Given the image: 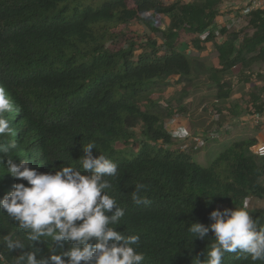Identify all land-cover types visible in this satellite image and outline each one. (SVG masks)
Returning a JSON list of instances; mask_svg holds the SVG:
<instances>
[{
  "label": "trees",
  "instance_id": "trees-1",
  "mask_svg": "<svg viewBox=\"0 0 264 264\" xmlns=\"http://www.w3.org/2000/svg\"><path fill=\"white\" fill-rule=\"evenodd\" d=\"M230 1L0 0V86L14 109L5 114L14 135L4 138V147L15 163L27 159V167L38 174L54 175L71 166L91 175L79 159L83 146L94 143L93 156L104 154L117 165L115 178L102 177L111 184L102 195L116 199L124 216L109 227L125 237L139 236L133 247L146 257L139 264H196L197 259L204 264L214 233L192 238L191 225L208 226L212 211L264 198V163L251 149L254 136L230 140L209 166L201 167L190 155L199 148L182 149L183 141L166 128L168 119L187 116L185 128L192 136L206 141L205 134L216 130L189 127L196 118L187 99L200 88L208 96L204 118L217 112L218 119L211 121L217 127L228 116L238 120L264 112V7L248 10V1L242 21L220 26L218 18ZM139 24L148 31L141 32ZM187 49L210 50L214 58H191ZM245 84H252L251 90ZM241 89L247 100L232 97ZM0 157L7 167V155L0 151ZM16 183L28 186L27 180L5 173L0 199ZM134 192L149 202L135 204ZM248 210L256 230L264 228V208ZM30 231L0 209V264H14L30 252L48 264H54V254L67 262L63 253L77 246L44 237L25 243ZM5 236L24 247L9 250ZM90 242L94 245L95 238ZM79 264H95V259ZM222 264L264 261L226 252Z\"/></svg>",
  "mask_w": 264,
  "mask_h": 264
},
{
  "label": "clouds",
  "instance_id": "clouds-1",
  "mask_svg": "<svg viewBox=\"0 0 264 264\" xmlns=\"http://www.w3.org/2000/svg\"><path fill=\"white\" fill-rule=\"evenodd\" d=\"M13 110V103L5 88L0 86V151L8 157L7 167L4 166L3 157H0V165L3 166L0 167V178L8 173L13 178H22L28 182V186L16 183L14 190L0 199V209L8 217L19 221L20 228L31 230L25 243L37 241L41 237L51 242L62 239L75 241L77 246L63 253L69 258L68 261L65 262L61 255L54 254L50 257L54 264H79L80 261L88 262L93 258L95 264H139L145 261V254L133 247L138 245V235L125 237L109 227L120 222L124 216V210L117 206L116 199L108 194L102 195L103 190L111 187L109 180L102 177L115 178L116 163L104 154L93 156L92 149L96 145L92 142L83 146L85 155L79 159V165L92 170L91 175L81 174L71 166L63 167L54 175L38 174L27 167V159L21 158L19 164L15 163L9 155V149L4 147V138L14 135L5 115ZM249 118L251 117L247 119ZM220 130H214L211 134ZM172 134L182 137L186 133L177 130ZM12 147L16 148V145L13 144ZM131 199L137 205L149 202L138 192L132 193ZM248 207V201L245 200L241 207L225 209L223 213L219 210L212 211L210 215L213 222L208 226L198 222L191 225L188 232L192 238H204L209 230L214 233V242L207 251L204 264H222V257L226 252L247 254L253 262L264 261V228L256 230V223ZM108 212L112 214L106 215ZM77 221L82 222L77 224ZM93 238L96 240L94 245L90 242ZM3 239L7 241L9 250L24 247V243L19 240L14 242L8 236ZM121 241L123 243H119ZM78 245H83V248ZM25 259L26 264H48V260H38L32 252L26 257L19 256L14 264H22ZM196 264H201V261L197 259Z\"/></svg>",
  "mask_w": 264,
  "mask_h": 264
},
{
  "label": "rangeland",
  "instance_id": "rangeland-1",
  "mask_svg": "<svg viewBox=\"0 0 264 264\" xmlns=\"http://www.w3.org/2000/svg\"><path fill=\"white\" fill-rule=\"evenodd\" d=\"M225 6H227V5H225ZM225 6L223 7V9L221 11L222 15L227 13V7H225ZM218 19H219V22H217V23L218 24H223L222 23L223 21H221V17L218 18ZM166 21L167 20L165 19L164 22H166ZM240 21H242V20H240ZM132 25L135 26V23H133ZM231 25H232V23L229 24V26H231ZM137 28L141 32H147L148 31V29L146 27L142 26L141 24L137 25ZM186 51L190 55L191 58H198V59H200V60H202L204 62L212 61V59L214 58V54L210 50L197 51V50H189V49H187ZM258 67H260V65L257 63V64H254L252 68H253L254 71H256L258 69ZM251 85L252 84H245V86H246L245 89L246 90L247 89L251 90V88H252ZM253 85H256V83H254ZM165 89L166 90L164 91V93L166 94L167 91L169 93V91L172 89V86L169 85L168 88H165ZM236 92H237V97L241 96V98H243L244 100H247V95H245L244 93L242 94V92H243L242 89L240 91H236ZM205 95H207L206 91L203 90V88H200L198 93L197 92H196V94L193 93V95H190V98L187 99V101L190 100V105L192 106L191 107L192 108L191 109V113L193 111H195L194 113L199 114L196 117L197 119L199 117H201L200 119L205 117L204 108H206L208 106L207 102H205L207 100L208 96H205ZM232 97L234 98L235 95L233 94ZM250 119L251 118H249V121H246V122L248 124H251L253 127L257 126L255 124H253V122ZM197 123H198V121H197ZM203 123H205V121H203ZM260 126H261L260 129L262 130V128H264V122L261 123ZM263 131H264V129H263ZM259 132L260 131H257L255 129H252L251 127H248V128L245 129V131H240V133H238L239 135H241L238 138L256 136ZM204 137H207L206 141H205V144L202 147H200L198 150L190 152L192 161L195 162L196 164L200 165L201 167L209 166L211 160L217 155V153L222 151L229 144V141H230V136L229 135L227 136L225 134L224 135L221 134V136H220V133H218V132H216L215 135L206 133ZM261 202L263 204V201H260L259 205H260ZM257 204H258V202L256 203V205ZM259 205H257V206L259 207ZM257 206H255V207H257Z\"/></svg>",
  "mask_w": 264,
  "mask_h": 264
},
{
  "label": "crops",
  "instance_id": "crops-1",
  "mask_svg": "<svg viewBox=\"0 0 264 264\" xmlns=\"http://www.w3.org/2000/svg\"><path fill=\"white\" fill-rule=\"evenodd\" d=\"M237 1L238 0H234V1H230V2L226 3L227 4V13L223 14L222 16H220L221 17V21H223L222 22L223 24H220V26H229L230 23H233V24L236 25L237 22L242 20V17H240L242 15H240V13L242 14L243 8H244V6L246 5V3L249 0H244L243 2H242V0H239V2H237ZM240 3H241V5H240ZM218 22H219V19H218ZM233 94L235 95V97H237V92L236 91H234ZM197 115H199V114L195 113L194 114V118H196ZM200 118L201 117H199L198 119L196 118V123L193 122L192 123L193 125H189V127H191L190 128L191 130L196 129L198 131H201L202 129L206 128V125H211L209 127H212V129H216V130H220L221 129L220 130L221 134H223V135L225 134L227 136L229 135L230 136V140H234V139L240 137L241 135H239L238 133H240V131H245V129L248 128V127H251L252 129H254V127L251 124H248L246 122V121H249V120L247 118L244 119L243 117H241L240 119L236 120V119L230 118V116H228V117H226L227 119H229L228 122L222 127H217L218 126L217 124L215 125L214 123L210 122V118L209 117L208 118H204L203 117L202 119H200ZM197 121H198V123H197ZM203 121H205V123H203ZM263 129L264 128H262V130H260V132L256 136H254V138L256 139V143H264V131H263ZM211 132H214V130L213 131H209L207 134H211ZM212 135H215V134L212 133ZM260 201H263V204H264V198L251 197L250 201H249V207L250 208H255V209L264 208V207H260L262 205V202L260 203V205H259V203L257 204V205H259V207L256 205V203L260 202ZM255 206H257V207H255Z\"/></svg>",
  "mask_w": 264,
  "mask_h": 264
},
{
  "label": "built area",
  "instance_id": "built-area-1",
  "mask_svg": "<svg viewBox=\"0 0 264 264\" xmlns=\"http://www.w3.org/2000/svg\"><path fill=\"white\" fill-rule=\"evenodd\" d=\"M263 7H264V0H249L248 2V10H256V9H261ZM214 31H216V29ZM209 113H210V120L216 121L218 119L219 115L217 114V112L209 111ZM185 118L188 120L187 116H177L167 120L166 128L169 134L172 136H174L172 133L177 130H182L184 133H186L182 137L175 136L178 140L183 141V144H181L180 146L182 149H186L190 145H192L193 149H198L205 144V139L203 138L202 135L192 136L190 134V132L185 128L187 123V120ZM250 120L255 125L263 123L264 112L262 114H254L253 116H251ZM218 133H220V131H218ZM251 149L254 155L260 157L264 163V143L254 144L251 147Z\"/></svg>",
  "mask_w": 264,
  "mask_h": 264
}]
</instances>
